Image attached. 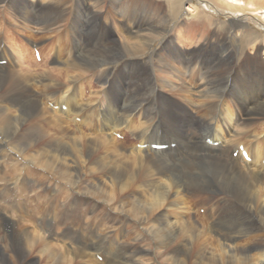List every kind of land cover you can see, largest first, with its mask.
<instances>
[{
	"label": "bare ground",
	"instance_id": "6f19581e",
	"mask_svg": "<svg viewBox=\"0 0 264 264\" xmlns=\"http://www.w3.org/2000/svg\"><path fill=\"white\" fill-rule=\"evenodd\" d=\"M14 1L11 9L15 8V14L17 9V15L10 10V17L28 31L31 24H41L42 28L50 30L58 23L57 18L63 20L69 7L67 0L46 2L36 14L38 3ZM182 1L173 0L171 7ZM206 1L217 11L231 10L228 14L234 12L236 17L250 14L264 24V0ZM73 8L72 16L79 17L80 11H84L76 5ZM193 8L196 12L194 5L187 8V11L192 9L190 20L205 25L198 18L199 13H193ZM126 20L125 17L123 22L132 25L128 30L135 32L137 42L132 45L126 41V48L104 50L102 56H98L103 59L114 56L117 62L105 72H99L97 79L102 88L94 91L92 98H87V105L94 104L88 107L101 119L98 125L103 131L100 134L89 137L76 126L72 128L66 118L74 115L75 119L85 111L87 105L83 97L87 86L82 87L79 79L85 70L96 67V63H92L94 56H90L88 69L80 66L75 54L63 59V70L57 72L55 78L59 76L71 83L66 88L56 79L41 81L45 70H38L36 74L34 59L29 60L31 65L18 69L8 65L0 67V137L23 155V149L43 144L44 147L29 159L64 181L61 189H50V198L32 194L41 203L27 210L25 188L40 186L39 177L35 180L32 173L28 174L31 171L22 178L12 176L10 182L0 177V182L6 183L0 184V264H34L26 255L34 250H38L39 264H155L153 257L159 259V264H264V133H247L249 127L264 121V61L258 55L259 48L264 46V36L233 21L231 27L242 30L241 44L251 45L256 57L244 63L239 61V55H234L235 63H226L232 56L231 52H226L203 60L197 71L188 72L192 68L189 58L193 52H189L187 58L188 52L176 46L164 52H152L146 61L139 59L146 47L144 34L149 33L152 39L160 34L162 41L167 39V34L159 33L158 26L152 23L139 28V22ZM24 39L33 40L25 36ZM186 39L195 40L191 36ZM48 50L42 58L50 56ZM20 52L15 50L24 61ZM57 53L63 55L61 50ZM134 65H145L147 72L143 70L141 74L143 72L135 70V73ZM186 75L190 76V81L185 79ZM40 81L44 87L42 93L35 89ZM45 94H49L46 98L57 110L40 101ZM62 106L65 113L61 112ZM11 108L18 111L13 112ZM36 117L46 119L49 126L58 127L63 136H68V142L53 134L45 141L42 136L50 131L32 122ZM117 129L132 134L130 143L113 137L110 131ZM208 141L216 142L217 146L209 145ZM154 143L176 145L155 150L151 147ZM240 144L246 147L250 162L240 153L233 157L232 153ZM98 152H104V156L96 155ZM69 154L72 161L67 160ZM133 190L141 192L133 197L135 200L120 202L118 198L130 195ZM205 192L215 193V196L216 192H222L223 196L217 200L222 206L220 203L213 206L211 212H204L206 216L198 215L197 219L190 212V205L208 204L213 197L203 195ZM188 193L192 195L191 201L187 200ZM91 196H97L115 213L122 214L123 209L132 214L127 218L111 216L105 211L100 214L98 204L88 200ZM20 198L23 200L19 201ZM227 212L232 214V225L223 219ZM253 213L257 215L256 221L251 220L255 217ZM132 221L153 239L154 248H142L140 242L144 234L138 232L134 243L124 241L123 229L133 227ZM11 224L16 226L12 231ZM105 225L112 229H106ZM36 227L41 231L34 229ZM55 228L56 233L52 234ZM61 228V232L57 231ZM199 233L205 236L207 243H212V252L205 247L201 251L194 247L192 243L197 241L193 236ZM98 257H102L101 260Z\"/></svg>",
	"mask_w": 264,
	"mask_h": 264
},
{
	"label": "rangeland",
	"instance_id": "374dc122",
	"mask_svg": "<svg viewBox=\"0 0 264 264\" xmlns=\"http://www.w3.org/2000/svg\"><path fill=\"white\" fill-rule=\"evenodd\" d=\"M40 1L42 2V4H40ZM56 1L60 2V0H26L27 3H31V2L38 3L39 6L35 10L36 14H38L39 8L45 7L46 2L55 3ZM12 2H15V1L14 0H0V5H2V7H0V67L1 66L4 67L8 65L7 67L9 68L18 69L20 66L23 67L26 65H31L30 64L31 61L33 62L35 60V62L33 63H36L37 60L33 58V55L35 53V50H34V47H35V49H38V51H40L41 53L40 57H41L42 62L37 61L38 64L32 63L33 65H36L34 66L35 69L33 68V65H32V68L34 69L36 74L39 71L45 70L44 78L41 81H46L48 79V81L46 82H50V79L51 81H54L56 79L59 83H62L63 85H65V88H66L71 83H67L65 81V78H62L59 76L55 78L57 72H61L63 70V64H64L63 59H65L66 57H69L72 54H75V58L77 59L80 66L82 68L88 69L89 68L88 64L90 62V56H94L93 58L94 61L92 63H96L94 64L96 67L90 69L89 71L88 70H85V72L83 71L84 74L82 75V78L79 79L81 83H83L82 87L84 85L87 86V87H84L86 88L85 89L86 91H84L85 93L83 92L85 94V96L83 97V99H85L83 100V103L85 102L84 103L85 105H87L88 103L87 98H92L94 91L98 92L102 88V87L100 88L99 86L100 83H98L99 81L97 79L99 72H105L107 68H112L114 63L117 62L115 61L116 58H113L114 56H112V59H103V58H99L98 56L101 53H103L104 50L110 51V50H114L118 48L119 49L126 48L127 47L126 41H129L132 45L137 42L135 40L136 37H134L135 32L132 30H128V28L132 25L127 26L126 24L127 22H123V19L125 17L128 20V22L129 21H132L134 23L139 22V25H138L139 28L140 27L146 28L147 26H149L147 25L148 23L150 24L152 23L154 24V26L155 25L158 26L157 31L159 33L161 32V33L167 34L165 37H167L169 41L167 39L162 41L163 36L162 35L160 36V34L157 37L153 36L154 39H152V36H148L149 33L144 34L146 36L145 44H144L146 45V47H145V51L139 55V59L146 61L151 57L152 52L160 53V52L167 51L169 48H172L173 46H176L179 49L184 50V51L186 50V52H188L187 58L189 56V52L190 53L193 52L190 54L191 56L189 58L190 59L189 62L192 65V68L190 67L188 72L192 69H195V71H197V69L201 67L203 60H207V59L211 60L213 57L222 55L226 52L232 53L231 58L228 61H226V63L234 64L235 63L234 58L236 55H239V58H240L239 61H243L244 63H247L250 59L256 57L255 52H253V50L250 49L251 45L244 47L241 44L240 39L243 36L242 30L231 27V23L233 21H239L241 24H243L245 28H249L250 30L264 36V24L261 23V21L258 18H254L252 15L245 14V13L236 17L234 16V12L228 14V12L231 10H227V12L225 10H222V12L219 10L217 11L214 6L207 4L208 1L206 0H183L180 4H178L177 2L174 8L171 7V2H173V0H67L66 2L68 3L69 7H67V9L65 10L66 13L63 15L64 17L63 20H61L60 18H57L58 20L56 21L58 23L55 24L54 26H51L49 28L50 30L46 28H42L43 26L41 24H31L29 25L30 27L29 31L24 29L23 25L20 24L19 21H15L14 19L13 20L11 19L10 12L12 11V14H15V8L13 10L11 9V6H13L11 4ZM84 3H86L87 5H84ZM118 3L122 4L121 10H119L120 5H118ZM73 5L83 8L84 10L83 13L82 11H80L81 16L79 17H76L75 15L72 16V13L70 11L74 9ZM178 5H180L179 10H178ZM192 5L196 7V12H194V8H193V13L195 14L198 12L199 13L198 18H200L201 22H203V24L205 25H202V24L197 25V24H194L192 20H190L192 9L191 11H187V8L190 9ZM114 6H116L117 9ZM201 6L205 8L203 9L201 8ZM15 15H17V9H16ZM77 18L79 19L78 23H76ZM189 24L191 25L190 27H188ZM150 27H152V25ZM126 28H127V31L125 30ZM43 33H44V37H43ZM186 35L194 37L195 40L189 41L188 39H186L187 37ZM24 36L25 38L32 37L33 40L27 42L26 39H24ZM182 36L185 39H182L181 38ZM199 36H201V39ZM76 45L79 46L78 49ZM243 48L245 50L242 55L241 51L243 50ZM48 49H50V56L48 58H42L43 56L42 54L46 55L47 51H49ZM196 49H199V50H196ZM206 49H207V52L205 53ZM259 49H260V53L258 54L260 57L259 59L264 61V46H262ZM15 50L17 52L21 51L20 54L21 55L23 54V57L25 58L24 61L21 60L15 54ZM58 50H61L63 52L62 56L58 55L57 53ZM52 55H53V59H52ZM55 59L56 61H54ZM14 60H16V62H14ZM1 61H5V64L4 65L1 64ZM154 61H156L155 58H154ZM144 66L145 65H134L132 68L134 69L133 71L135 73L137 71V72H143L141 74H144L143 70L147 72V68ZM158 74L160 76H163L161 73H158ZM185 79L187 81H190L189 80L190 76L186 75ZM41 81L37 82V85L35 87V89H37L39 93H42V90L44 88L42 86ZM30 87L31 89L34 88L33 86H30ZM48 95L46 94L41 95L40 98L42 99H40V101L42 102L43 100L42 103H44L47 107L51 108L52 110H57L58 108L56 107L53 108L55 104L52 101L48 100V98H46L48 97ZM51 100H54V99L51 98ZM48 103H50L52 106H50ZM88 106L93 107L94 104L91 103L87 105L86 108L84 109L85 111H82L81 114L77 116L79 118L75 117L76 120L82 119L81 121L75 122L73 120L74 115L67 116L66 118H67V122H69L72 128H75L76 126L82 133L90 137L92 136V134L102 133L103 130H102V127L98 125V124H101V119L99 120V118H97L95 113L91 110L92 108ZM11 111L17 112L18 110H16L15 108H11ZM90 111L94 114L91 115ZM61 112L65 113L63 109H61ZM28 119L29 117L25 119L22 122V124H24L25 121ZM33 121L35 122L37 126L41 127L43 130L47 132L50 131L49 133H46L45 137L42 136L44 140L51 139L52 137L51 135L53 134L57 136L59 140L62 139V141L68 142L69 140L68 136L66 135L63 136L62 133H60L61 131L59 130L58 127L49 126L46 119L43 120L40 117H36V118H32V122ZM84 121H86L85 124H84ZM136 122L138 121L136 120ZM261 127H262V130H261ZM263 127H264V121H259V123H257L256 126L253 125L249 127L247 129L248 130L247 133H253L254 131H257V132L263 131L264 133ZM24 132L25 131L23 129L20 130V133L23 134ZM110 132L116 140L118 141L123 140L127 143H130L132 134L128 132L124 134L122 129H117L116 131L111 130ZM115 133H119L120 137H118L117 134ZM2 139L3 138L0 137V177L2 178L5 177L6 181L8 182L9 180H11L12 176L22 178L21 176L26 175L28 171H31L28 174L30 175V173H32V176L34 177L35 180H36V177L37 178L39 177L38 183L41 184L40 186L38 187H26L25 186L27 188V189L25 188V192L26 194H28L26 196L27 199H25V203H27L26 205L28 207L25 205V203L24 205L26 206L27 210H31L32 208L35 209L37 206L39 207L41 203V202H38L36 199H34L32 197V194L39 193V194L46 196V198H50L52 194V191H51L52 188L61 189V187H64V181L61 180L57 174H55L54 172L46 168L44 169L40 168V166H38L34 162H31V160L29 159V157L33 156L39 148L44 147L43 144H41L40 147L38 146L39 145L38 144L37 147L31 146L30 148H27L25 150L23 149V153H24L23 155V154H20V152L17 153L15 148H13L12 145H10V142L8 140H5V139L2 140ZM8 144L10 147L8 146ZM16 154H19L20 156ZM96 155L104 156V152H98ZM25 156H27V158ZM66 157L68 161H72L73 159L70 154ZM23 168L26 170H24ZM2 181L3 180H1L0 184L2 183ZM3 183L5 182L3 181ZM3 183L1 185H6V183L5 184ZM42 186H45L46 189ZM34 188H36V190H34ZM26 190L30 194L27 193ZM138 193L140 194L141 192H138L137 190H133L130 195L121 196L118 199H120V202H123V203L127 201H133L135 200L133 197L137 195ZM202 194L212 196L213 198L210 199L208 204H205V205H202V204H197L199 206L190 205V212H193L194 213L193 215L197 219H199L197 217L198 215L206 216L204 215V212H207V214L208 212H211V210L214 208L213 206H217L219 205V203L222 206V202L217 201L218 198H221L223 196L222 192H216V196L214 195L215 193L212 194L209 192H205V194L204 193ZM98 195L102 196L103 193H99ZM15 196L16 195H14V197ZM187 196H188L187 200L191 201L192 195L188 193ZM190 196L191 198H189ZM96 197L91 196V198H88V200L98 204L99 209L97 210L99 211L100 214H102L105 211L111 216H122L124 218H127V215L132 214L130 210L127 211L123 209H121V211L123 212V213L121 212L122 214L115 213L110 208L111 206L104 204V202H101L100 199L97 197L99 199L98 200ZM22 200H23L22 198L19 199V201H22ZM44 201L45 199L43 200V202ZM62 202L63 200L61 199L60 203ZM1 203H5V202H1ZM33 203H36L35 206ZM203 206L205 208H203ZM94 214H95V211H94ZM88 215H90V213H88L87 216ZM253 215H255V217H251V220L256 221L257 215L255 213H253ZM9 216L11 215H8V217ZM223 219L224 220L226 219L225 220L226 224L232 225L233 217L231 213L229 212L224 213ZM33 221L34 220L31 219V222L33 224H37V223H34L35 221L34 222ZM131 224L134 225L133 227L135 229L132 226H131L132 228L131 227L128 228V226L124 227L123 230L126 232L124 241L128 243H134L137 237L136 232H138L140 234H144V239H142V241L140 242V246L144 249L151 248L152 246L154 248L153 239L150 238L147 233L142 231L140 226H137L135 223H133V221L131 222ZM12 225L13 224L9 226V229L11 231L13 230V228L16 227ZM105 226H106V229L107 228L108 229L110 228L109 230L112 229V227H110L109 225H105ZM56 228L52 231V234H54ZM34 229L40 230L39 227L38 228L36 227ZM57 231L61 232L62 228L57 229ZM31 234H33V232ZM31 234H29V236H31ZM193 237L197 242L192 243V244H194V247L198 249V251H201V248L205 247L206 251H208L209 253L212 252V249H213V246L211 245L212 243L210 244L207 243V241H205V238H204L205 236L202 233L197 234V236L194 235ZM26 255L29 258L33 259L34 264H39L38 250L28 252ZM101 258L102 257H98L99 260H101ZM152 262H154L155 264H159L160 261L159 259L157 260V257L155 258L153 257ZM193 262L194 261H191V263Z\"/></svg>",
	"mask_w": 264,
	"mask_h": 264
}]
</instances>
